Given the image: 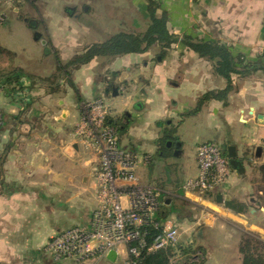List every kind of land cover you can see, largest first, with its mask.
<instances>
[{"label": "crops", "instance_id": "crops-1", "mask_svg": "<svg viewBox=\"0 0 264 264\" xmlns=\"http://www.w3.org/2000/svg\"><path fill=\"white\" fill-rule=\"evenodd\" d=\"M92 1L97 0H47L42 6L35 1V9L22 11L9 4L0 8L32 33V44L27 40L29 46L21 50L0 45L13 55L10 67L21 72L17 83L3 81L0 89V264H76L56 259L48 243L62 231L88 227L97 208L92 179L97 165L73 132L80 105L98 98L109 106L119 144L127 139L121 148L149 158L136 173L141 183L163 188L161 211L166 207L172 213L162 222L178 227L173 218L182 215V201L213 205L219 213L215 226L238 231L237 253L210 262L207 249L202 264H242L241 232L264 238V71L232 74L225 99L197 108L202 95L225 89L227 80L180 40L213 41L245 63H264V0H153L156 14L166 17L168 32L179 39L163 58L152 61L158 49L154 44L142 54L95 57L69 76L58 74L61 63L84 47L147 28L148 0H103L108 18L116 13L103 28L86 20ZM50 57L52 62L45 60ZM54 76L59 78H52L51 85L42 82ZM165 134L171 136L166 156L157 144ZM203 143L219 144L228 159V148H233L239 166L231 167L224 187L198 198L183 186L197 176L196 148ZM83 151L89 159H83ZM172 156L184 159L175 162ZM227 203H238L242 211L227 208ZM125 260L120 248L114 262L106 258L99 264Z\"/></svg>", "mask_w": 264, "mask_h": 264}, {"label": "built area", "instance_id": "built-area-1", "mask_svg": "<svg viewBox=\"0 0 264 264\" xmlns=\"http://www.w3.org/2000/svg\"><path fill=\"white\" fill-rule=\"evenodd\" d=\"M10 1L0 0V6ZM3 21L5 15L0 11V23ZM109 115V106L102 98L80 105V119L73 135L97 165L94 174L97 208L88 227H74L56 234L50 238L48 249L56 259H72L76 264H99L110 251L118 254L120 248L126 254L125 264L168 249L172 250V258L181 259L179 228L158 220L163 188L141 183L136 173L149 158L119 147V132L110 123ZM196 159L197 176L185 183L184 192L203 198L227 184L231 173L229 159L214 143L198 145ZM148 228L155 231L150 238ZM197 257L193 253L190 262L196 263Z\"/></svg>", "mask_w": 264, "mask_h": 264}, {"label": "trees", "instance_id": "trees-1", "mask_svg": "<svg viewBox=\"0 0 264 264\" xmlns=\"http://www.w3.org/2000/svg\"><path fill=\"white\" fill-rule=\"evenodd\" d=\"M147 13L149 18V23L147 28L142 33H124L119 32L108 39L94 43L89 46L84 47L78 54L74 55L66 64L58 68V74L70 75L75 69L89 63L95 57H104L107 59H113L121 57L127 54H142L146 52L152 45L156 44L159 46V57L163 58L167 50L171 45L178 43L179 39L177 36L170 34L166 27V17L162 14L158 16L156 10L158 8L157 4L153 0L147 1ZM180 42L185 45L188 49L192 50L199 57L207 59L213 63L214 72L227 80V87L223 90L210 91L201 96L198 101V106L202 103L209 101L211 99L223 100L225 99L228 91L230 90V77L232 74L246 75L255 71L257 69L264 71V63L262 62H244V60L238 56L232 55L229 48L218 44L213 41H202L195 40L189 36H183ZM0 55H4L11 58L13 55L0 46ZM19 73V74H18ZM21 72L10 69L7 73L2 76V82L4 81L7 85L10 81L17 83ZM52 78L56 81L59 76L42 79V82H48L50 85L53 82ZM5 85L4 83H2ZM113 125V124H112ZM171 139L170 135H163L162 138L158 140L159 152L163 155L169 154L166 149V141ZM264 169V168H263ZM227 208L235 210L237 212L242 211V206L238 203H227ZM164 211L158 214V220L162 221L172 213V210H168L163 207ZM148 233V238L155 234L152 229H146ZM258 239H248L242 236L239 242L238 250L242 257V264H264V255L258 252L257 245H262ZM264 245V244H263ZM180 255L185 259V262L179 261L178 264H197V263H187L190 256L195 252V250L184 245L178 247ZM173 257L172 250L156 251L150 254L142 255L139 259L133 260L132 264H172L170 259ZM202 264V262H201Z\"/></svg>", "mask_w": 264, "mask_h": 264}, {"label": "rangeland", "instance_id": "rangeland-1", "mask_svg": "<svg viewBox=\"0 0 264 264\" xmlns=\"http://www.w3.org/2000/svg\"><path fill=\"white\" fill-rule=\"evenodd\" d=\"M29 1L30 0H11L8 3L9 4L8 7H11V8L18 7L20 8L21 11L25 10V8L29 9V7L30 8L33 7L35 9V5H34L35 1L37 3H39L40 1V4L42 6L43 3H45V1L47 0H31L32 2H29ZM97 1H92L93 7L91 8L90 15L86 18V20L92 24H96L97 26L103 28L106 24L109 23V21L115 20L114 16L116 15V13L114 14L112 19L108 18V16L106 15L104 11L105 7H104L103 0H97ZM29 3L31 6L28 5ZM5 5L7 4L0 6V8H3ZM5 15L8 18L9 22L7 20V21H3L2 23H0V45L11 46V44H13L15 45L17 49L21 50L20 48L25 46V44H27L28 46H29V43L32 44L31 29L27 27L24 22H21L16 19L14 20L11 12L7 11L5 12ZM31 24L32 23L28 25L30 26ZM97 37H101V36H98L97 34ZM98 39L100 40V38ZM27 40L28 41L30 40L29 43L27 42ZM35 44L39 46L38 43H35ZM157 47L158 49L157 51H155L156 53L153 54L152 61H155L156 57H158L159 55L160 48L159 46ZM45 60H48V62H52L54 58L50 57ZM10 61L11 60L9 59V57L0 55V89H1V86L3 85L1 77L4 76V73H7L8 71H10V69H12L10 67L11 65ZM61 64L64 65L66 64V62L61 63ZM126 141L127 139L126 137H124V139L120 141L119 147L123 148V145H125L124 143H126ZM178 143L179 142H176L175 146ZM214 144L221 150V146L219 144L217 143H214ZM83 150L85 149L83 148ZM83 152L85 153L83 159L84 160L89 159L90 158L89 155L85 151ZM185 154L188 155L190 154V152L186 151ZM183 159L184 157L180 158V160H178L177 157L174 158L173 156L170 158V160H174L175 162H181ZM92 172H93L92 179H94L95 181L94 174L96 172V167L92 168ZM171 194H174V193L172 192ZM169 197H172V196H169ZM182 202H183V206L185 207V209L183 212H181L182 214L181 216H175L173 220L176 222L180 230V239H179L180 243L182 245H187V246L192 247L195 250L194 253L198 255L197 257L198 262L196 261V263L201 264V262H203L205 258V252L207 249L209 253L208 259L210 262L215 258L218 259L219 261L222 260L223 258L232 259L234 252L237 253V244L239 241L238 231L231 227H229L228 229H225L226 227L224 229H220L219 226L217 227L215 226V225H219L218 220L216 221V217H215L219 213H217L213 205H207L206 203L201 202L200 200H196L195 204L186 202V201H182ZM177 217L179 218L180 221L178 220ZM227 220H228L227 222L233 221L230 218ZM214 222H217V223L213 224ZM194 224L196 225L194 226ZM191 225H193L192 228L188 229L189 227H191ZM242 236H245V238H248V239H258L260 242L264 244V238H261L260 235L254 231H246V232L243 231L241 232V237ZM188 240H192L191 243L186 242ZM263 244L257 245L256 247L259 250L258 252L264 255V245ZM170 261L172 264H178L179 261L185 262V259L183 257H181V259L171 258ZM232 261L234 262L235 260H232ZM187 263H191L190 260H188ZM236 264H237V261H236Z\"/></svg>", "mask_w": 264, "mask_h": 264}, {"label": "water", "instance_id": "water-1", "mask_svg": "<svg viewBox=\"0 0 264 264\" xmlns=\"http://www.w3.org/2000/svg\"><path fill=\"white\" fill-rule=\"evenodd\" d=\"M112 95L113 96H116L117 95V90L114 88L113 91H112ZM177 147H179V145H177ZM233 148H228V157H229V164L231 167H234V168H237L239 165H238V162L234 159L235 158V152L232 150ZM107 259L111 262H114L115 259H116V254H115V251H110L108 254H107Z\"/></svg>", "mask_w": 264, "mask_h": 264}]
</instances>
